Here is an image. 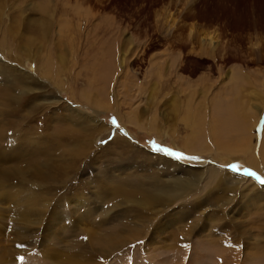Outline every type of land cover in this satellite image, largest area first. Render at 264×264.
Segmentation results:
<instances>
[{"label":"rangeland","instance_id":"374dc122","mask_svg":"<svg viewBox=\"0 0 264 264\" xmlns=\"http://www.w3.org/2000/svg\"><path fill=\"white\" fill-rule=\"evenodd\" d=\"M0 124V264H264V0H0Z\"/></svg>","mask_w":264,"mask_h":264},{"label":"bare ground","instance_id":"6f19581e","mask_svg":"<svg viewBox=\"0 0 264 264\" xmlns=\"http://www.w3.org/2000/svg\"><path fill=\"white\" fill-rule=\"evenodd\" d=\"M192 8H190L191 10ZM173 13V12H172ZM193 15H191L189 12H187V14L184 16V18L186 17H192ZM179 17V15H177V18ZM194 17V16H193ZM13 31V30H12ZM13 35V34H12ZM189 36V35H188ZM43 37V36H42ZM172 37V36H171ZM44 38V37H43ZM206 38V37H205ZM209 38V37H208ZM200 39V38H199ZM214 39V38H213ZM204 40H207V39H204ZM203 43V42H202ZM208 43L211 45L213 43L212 41V38L210 37L208 39ZM215 45V43H214ZM182 46V45H181ZM206 46V45H205ZM211 49H214L213 46L211 45L210 47ZM257 54V53H256ZM257 56V55H256ZM219 58V57H218ZM4 60V58L2 59ZM1 60V61H2ZM16 61V60H15ZM11 62V61H10ZM11 63H14V61H12ZM7 68V67H6ZM8 69V68H7ZM7 71V70H6ZM8 73V71H7ZM39 76V75H38ZM58 85V84H57ZM80 98H86L87 96H85L84 94H80L79 95ZM85 96V97H84ZM81 100V99H80ZM84 101V100H83ZM189 104V103H188ZM197 106V105H196ZM195 106V109L193 108H189L187 107L186 110H185V115L183 116H198V114L200 115V108L199 106L196 107ZM203 110V109H202ZM209 111V110H207ZM215 112H217V109L215 108ZM132 115V114H131ZM118 116V115H117ZM130 116V114L128 115V117ZM127 117V118H128ZM131 118V117H130ZM188 120V119H187ZM136 122V121H135ZM186 122V121H185ZM47 123V122H46ZM191 124V123H190ZM1 125V124H0ZM189 125V124H188ZM198 127V126H197ZM1 128V127H0ZM192 128H196V125H193ZM3 129V128H2ZM4 130H6V126H4ZM200 130V129H199ZM38 136H36L37 138H39V140H37L36 142L35 141H32L30 138L27 139L29 141V148L32 147V145L34 144L36 147H43V145L48 146V141H47V137H44L41 133H38ZM13 137V136H12ZM77 138V137H76ZM7 140V139H6ZM70 142V139L68 140ZM77 141H80L82 143L83 140H81L80 138L78 139H75V142L72 141L73 145L75 146L77 144ZM51 142V141H50ZM49 142V143H50ZM214 143L215 146H218V142L216 141H213L212 144ZM39 144V145H38ZM186 145L190 146L191 144L189 142H186ZM205 145V144H204ZM69 146V145H67ZM65 145V147H67ZM213 147V146H211ZM186 152H189V149H184ZM226 150V149H224ZM241 150V149H240ZM239 150V151H240ZM48 151V149H47ZM41 152V151H40ZM63 152V151H62ZM201 152V151H200ZM38 153V152H37ZM32 158H30L28 161H26L25 163H22L21 164H17L16 167H9V168H13V169H10V170H3V172L0 170V179L1 176L5 177V179L3 180H6V178H23L25 179L27 182H30V187L31 188H38L39 186L38 185H43V184H49V182H52L53 178H52V174H51V170L53 171H56L57 169V165L58 164H55L56 166H52V163L54 159H52L53 157L52 156H47V157H38L37 154H33ZM245 154V153H243ZM42 155V154H40ZM13 159V158H12ZM11 160V159H10ZM57 163V162H56ZM24 164V165H23ZM249 166V165H248ZM53 168V169H52ZM67 169V167H66ZM64 172V171H63ZM11 174V175H10ZM10 175V176H8ZM61 177V176H60ZM65 177V176H64ZM63 177V178H64ZM62 178V179H63ZM10 179H8L9 181ZM15 180V179H14ZM2 181V180H0ZM20 181V180H19ZM22 181V180H21ZM61 181V180H60ZM5 182V181H4ZM12 182V181H10ZM9 182V183H10ZM3 184V182H0ZM7 183V181H6ZM26 183V182H25ZM5 184V183H4ZM8 184V183H7ZM176 184V183H175ZM2 186V185H1ZM10 186V185H8ZM162 186V187H161ZM161 186H158V188H161L160 190L163 191L162 188H164V190H168L170 189V185H161ZM3 187V186H2ZM7 187V186H6ZM48 187V186H47ZM5 189V187L3 188ZM149 190V189H148ZM26 191V190H25ZM158 192V191H157ZM18 193V192H17ZM136 193V194H135ZM172 193V192H171ZM174 193V192H173ZM178 193V192H176ZM19 194V193H18ZM51 194V193H50ZM29 195V194H27ZM168 195V193H167ZM36 199L38 198V196H34ZM128 197V200L131 204H135L137 206H141L143 207L144 209L150 205H153L152 203H157V202H160L161 199H162V195H158V194H154L153 193H140L138 191L136 192H130L128 193V196H124V197H121L120 199H124ZM166 197V196H165ZM9 202V201H8ZM31 202H34V200H31ZM44 202V199L43 198H40V200H38V202L33 205V206H30V209L33 210L36 214L38 213H42L43 210L47 207V205ZM128 205V204H127ZM132 206V205H131ZM23 214V213H22ZM25 215V214H23ZM38 216V215H37ZM87 216V215H86ZM25 218V217H24ZM111 242V241H110ZM113 242H111L110 246H108V248H106L107 250H105V252H109V251H113L115 249V245H112ZM91 253V252H89ZM89 259V258H88Z\"/></svg>","mask_w":264,"mask_h":264},{"label":"snow or ice","instance_id":"6c2138e0","mask_svg":"<svg viewBox=\"0 0 264 264\" xmlns=\"http://www.w3.org/2000/svg\"><path fill=\"white\" fill-rule=\"evenodd\" d=\"M113 123H115V121H113ZM154 147H158V146H154ZM178 158H179V154H177ZM234 170H235V166H233ZM247 175H255L252 172H246ZM261 183H264V180H261ZM18 259L23 260V257H18Z\"/></svg>","mask_w":264,"mask_h":264}]
</instances>
